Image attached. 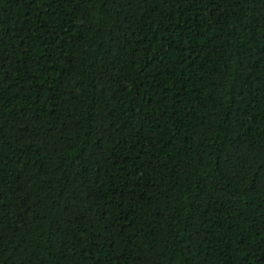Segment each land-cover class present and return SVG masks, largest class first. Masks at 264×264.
Segmentation results:
<instances>
[{
    "label": "trees",
    "instance_id": "16d2710c",
    "mask_svg": "<svg viewBox=\"0 0 264 264\" xmlns=\"http://www.w3.org/2000/svg\"><path fill=\"white\" fill-rule=\"evenodd\" d=\"M0 264H264V0H0Z\"/></svg>",
    "mask_w": 264,
    "mask_h": 264
}]
</instances>
